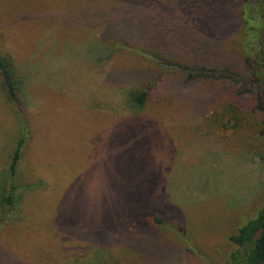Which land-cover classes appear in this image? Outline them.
<instances>
[{
	"label": "rangeland",
	"instance_id": "374dc122",
	"mask_svg": "<svg viewBox=\"0 0 264 264\" xmlns=\"http://www.w3.org/2000/svg\"><path fill=\"white\" fill-rule=\"evenodd\" d=\"M155 1L172 38L197 3V43L215 60L241 58L235 6ZM149 2L0 0V58L12 60L19 89L12 101L0 75L1 191L26 137L20 202H0V264L230 262L229 237L262 204L264 112L227 101L214 110L205 83L185 85L145 55ZM151 84L135 114L129 93Z\"/></svg>",
	"mask_w": 264,
	"mask_h": 264
},
{
	"label": "trees",
	"instance_id": "16d2710c",
	"mask_svg": "<svg viewBox=\"0 0 264 264\" xmlns=\"http://www.w3.org/2000/svg\"><path fill=\"white\" fill-rule=\"evenodd\" d=\"M151 1L152 5L151 2L149 3L152 10L149 14L154 17L150 18L147 15L140 20V27L147 28L144 44L148 48V52H145V55L157 61L164 68L175 70L176 74L183 78L185 85L205 83V88L211 90L214 110L221 101H227L231 108L239 112L248 111L247 109L250 110V108L264 112V0H220L223 5L227 3L231 7H236L234 10L228 6L230 14L235 17L234 23L238 29L237 38L241 39V53L239 54L241 58H234L230 64L218 57L215 60V57L208 56L207 46L199 45L198 40L194 38L198 34L197 30L201 29V26L197 24L200 8L197 3L191 1L184 8V13L183 11L180 13L182 14L181 19L186 21L183 23L187 25L184 28L183 23L179 24L183 29L179 26L174 29L173 36L175 38H172L168 30L165 29L167 27L166 19L159 13H165L167 6L157 3L155 0ZM173 17L176 19L175 15ZM172 20L169 19L168 24ZM129 34V30L126 28L124 38ZM122 41L128 47L123 38ZM190 41L195 42L189 46L188 50L177 48L187 45ZM12 66L13 62L9 57L0 58V75L4 87L11 100L17 101L19 89L16 72ZM160 74L162 75V73ZM160 78L161 76H158L156 80ZM151 92L152 84L129 93L131 110L135 114L143 112ZM247 94L254 97L251 98V101L248 100L247 104H244L243 100H238L244 96L246 99ZM235 119L236 124L239 125L240 120L237 117ZM25 141L26 137L23 132L22 138L12 154L9 168L11 187L6 190L4 187V191L0 190L2 192L0 202L2 206L10 210H15L20 202L15 178ZM229 242L235 247V251L231 254L228 264H264V195L256 216L231 235Z\"/></svg>",
	"mask_w": 264,
	"mask_h": 264
}]
</instances>
